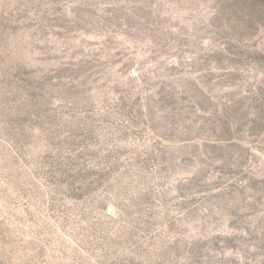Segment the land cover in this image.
Masks as SVG:
<instances>
[{"label":"rangeland","instance_id":"obj_1","mask_svg":"<svg viewBox=\"0 0 264 264\" xmlns=\"http://www.w3.org/2000/svg\"><path fill=\"white\" fill-rule=\"evenodd\" d=\"M0 264H264V0H0Z\"/></svg>","mask_w":264,"mask_h":264}]
</instances>
